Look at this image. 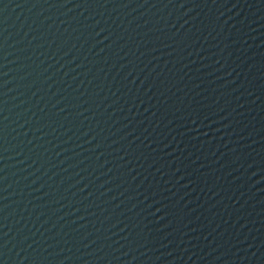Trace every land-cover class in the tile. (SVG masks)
Segmentation results:
<instances>
[{"label": "water", "instance_id": "water-1", "mask_svg": "<svg viewBox=\"0 0 264 264\" xmlns=\"http://www.w3.org/2000/svg\"><path fill=\"white\" fill-rule=\"evenodd\" d=\"M264 48V0H0V218Z\"/></svg>", "mask_w": 264, "mask_h": 264}]
</instances>
